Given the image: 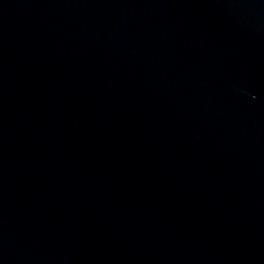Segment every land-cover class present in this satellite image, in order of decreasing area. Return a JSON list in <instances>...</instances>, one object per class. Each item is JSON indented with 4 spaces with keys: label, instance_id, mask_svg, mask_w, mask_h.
<instances>
[{
    "label": "water",
    "instance_id": "1",
    "mask_svg": "<svg viewBox=\"0 0 264 264\" xmlns=\"http://www.w3.org/2000/svg\"><path fill=\"white\" fill-rule=\"evenodd\" d=\"M0 264H264V0H0Z\"/></svg>",
    "mask_w": 264,
    "mask_h": 264
}]
</instances>
